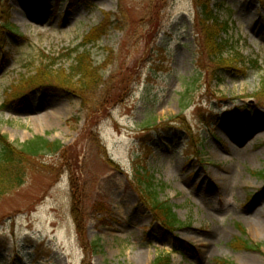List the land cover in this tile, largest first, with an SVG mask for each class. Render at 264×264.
Instances as JSON below:
<instances>
[{"label": "rangeland", "instance_id": "obj_1", "mask_svg": "<svg viewBox=\"0 0 264 264\" xmlns=\"http://www.w3.org/2000/svg\"><path fill=\"white\" fill-rule=\"evenodd\" d=\"M207 1L246 67L211 75L194 0H0L18 34L0 29V136L62 146L0 199V264H264V0ZM107 16L88 47L101 83L80 97L57 77ZM136 166L165 184L179 226L142 203Z\"/></svg>", "mask_w": 264, "mask_h": 264}, {"label": "trees", "instance_id": "obj_2", "mask_svg": "<svg viewBox=\"0 0 264 264\" xmlns=\"http://www.w3.org/2000/svg\"><path fill=\"white\" fill-rule=\"evenodd\" d=\"M194 5L197 10L196 34L198 45L202 57L207 60L209 69H211L209 71L211 75H217L218 71L237 70L236 67L238 65L246 67L247 60L239 53L231 38L228 37L232 29L230 21L221 20L217 15L218 7L215 9L214 5L210 9L209 1L207 0H194ZM109 20L110 16L105 17L101 25L85 36L79 47L82 50L75 49L71 52V54H75V57L67 77L63 74L57 77L63 86H75L77 88L75 92L80 97L98 89L100 86L101 76L99 68L93 67L91 49L88 47L94 46L100 36L105 33ZM0 29L8 32L11 37L18 36L16 29L9 24L8 19L0 21ZM248 63L252 65L250 69H258L256 60ZM41 77L43 76L29 78L25 86L29 87L33 83L38 82ZM256 99L264 102V81ZM81 108L90 109L85 99H81ZM61 150L62 146L58 142H49L42 137H35L19 146H15L8 143L5 137L0 136V199L24 184L26 161L38 158L44 154L56 155ZM132 184L142 203L160 224L171 230L179 226V221L172 207L160 201L159 196L165 189V184L157 181L152 171L150 172V170L142 166H136L133 170ZM240 233L242 236L245 235L242 229ZM232 245L236 247L241 245L240 247L244 250L260 251L259 245L240 238L235 239ZM96 247L98 248L97 245L92 246L94 250ZM152 264H170V255L165 257L158 256ZM224 264L232 263L224 262Z\"/></svg>", "mask_w": 264, "mask_h": 264}, {"label": "bare ground", "instance_id": "obj_3", "mask_svg": "<svg viewBox=\"0 0 264 264\" xmlns=\"http://www.w3.org/2000/svg\"><path fill=\"white\" fill-rule=\"evenodd\" d=\"M261 226H262V228H264V223H262V225H261Z\"/></svg>", "mask_w": 264, "mask_h": 264}]
</instances>
